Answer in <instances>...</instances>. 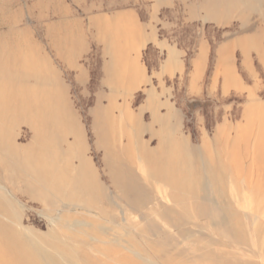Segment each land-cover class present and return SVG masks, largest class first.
Returning a JSON list of instances; mask_svg holds the SVG:
<instances>
[{"label": "rangeland", "instance_id": "obj_1", "mask_svg": "<svg viewBox=\"0 0 264 264\" xmlns=\"http://www.w3.org/2000/svg\"><path fill=\"white\" fill-rule=\"evenodd\" d=\"M127 8L139 12L161 44V50L148 49L149 83L133 96L111 93L103 83L99 45L83 59L91 73L85 82L58 57L61 37L52 41L46 33L48 25L67 21L72 11L87 17ZM263 32L264 0H0V39H5L0 74L10 76L0 75V89L21 86L31 91L24 96L35 95L39 103L51 98L52 107L63 110L68 128L63 149L72 152L69 175L89 162L108 198L90 193L83 201L62 199L52 206L39 195L30 199L26 182L7 179L3 189L0 180L1 192L10 199L18 193L22 201L15 200L22 225L41 235L62 233L69 251L80 249L75 254L79 264H84L83 251L94 252L96 245L126 252L138 264H263L264 57L243 50L242 44L219 55V46L229 39H248L247 46L255 48ZM203 41L211 48L197 70L194 62ZM13 54L19 55L12 60ZM30 56L39 66L50 60L63 73L57 91H46L52 89L46 77L21 68ZM18 95L1 98L11 105L1 110L11 114L0 129L4 147L15 131L18 146L32 142L26 124L16 128ZM122 170L129 179L143 178L146 212L134 209L142 204L132 188L114 183L113 173ZM142 229L146 239L136 235ZM130 235L144 254L125 249ZM96 255L117 262L104 249Z\"/></svg>", "mask_w": 264, "mask_h": 264}, {"label": "bare ground", "instance_id": "obj_2", "mask_svg": "<svg viewBox=\"0 0 264 264\" xmlns=\"http://www.w3.org/2000/svg\"><path fill=\"white\" fill-rule=\"evenodd\" d=\"M25 93L23 94L19 92V97H17L15 100L16 102L13 99V101L15 102L13 104H16V107L21 109L19 110L21 111L20 113L17 111L19 115L16 116V128H19L21 124H26L33 134L31 140L32 142L27 147L18 146V133L15 131V133L10 136L9 139L7 138V144L4 147L0 137V173L2 175L0 180L4 182V186H2L3 189L5 187V189H7V179L10 180L12 178H15L28 184L27 190L30 193V199H35L36 197L34 196L39 195L40 199L43 202L49 203L52 206L57 204V202L62 199H67L72 202L76 200L79 202L83 201V197L90 193H98V199H101L103 201L104 198V200L107 201L108 198L106 197L105 189L99 182L97 171L93 169L89 162L88 167L86 168L85 164L79 165L80 168L78 167L75 175L70 176L68 173L69 168H67L66 165L70 166L71 157L69 152L71 151L68 152V150L65 151L63 149V146L65 144V135L68 131L66 123L67 116L63 112V110L58 106L52 107L50 102L52 101L50 100L51 98H45V100H43L41 104L37 101V96L34 95L33 97H27L24 96ZM2 95L3 94L0 91V129L2 128L3 124L7 123V120L4 121L5 117L10 118L9 116L11 115H5V112L3 114V112L1 111L6 110L9 107L11 108V105L9 103L1 100ZM40 105L42 109L38 110V106ZM24 107L31 109H27L26 111H24L22 109ZM16 128L14 130H17ZM3 136L5 137V135ZM130 150L131 149L129 147L127 148V150H125L128 158L130 159L129 163L130 161H132V157H129L131 152ZM20 156L24 157L21 160H18L20 159L18 158ZM144 159L145 157L141 158V164L139 165L140 169L141 165L144 164ZM129 165L127 164V166ZM118 174L120 175L119 177ZM113 180L115 184H120L122 185V187H126L127 189L132 188L134 190V193H137V195L135 196V200H137V202H140L142 204V207H135L134 209H136V211L142 212V210H144V208L148 206L149 201L147 200L146 191L141 184L143 178L131 176L129 179L128 176L124 175V171L122 170L119 173H113ZM17 195L18 193H15L12 196V199H10L0 191V264H79L81 262V259L75 255L77 252H79L77 250L79 249L77 248L78 246L75 247L76 253L71 252V250L69 251V249H67V247L63 244L64 235L62 233L51 232L47 233L48 235H41L36 231L28 229L22 225V217L20 216L21 209L18 207V204L15 202V200L20 204L22 203V201L19 200L20 198H18ZM52 206H50V208ZM1 217L5 218L7 222L1 221ZM153 228L155 229L156 226ZM143 234L144 230L142 229L138 231V234L136 235L141 237V235ZM133 237L135 236L130 235V239H127V245L125 246V249L128 250L131 254L138 253L139 255H142L144 249L138 247L134 240L136 237ZM142 237L144 238V236ZM51 238L52 240H50ZM106 247L104 248L97 245L93 246V250L95 253L92 251H83L85 255L82 258L83 263L111 264L105 261L103 258L97 257L96 255V251L104 249L105 253L108 256H114L116 258L117 262H114V264H138L133 260L135 259L134 257H127L125 254L126 252L122 254L120 250L111 249V247L109 246Z\"/></svg>", "mask_w": 264, "mask_h": 264}, {"label": "crops", "instance_id": "obj_3", "mask_svg": "<svg viewBox=\"0 0 264 264\" xmlns=\"http://www.w3.org/2000/svg\"><path fill=\"white\" fill-rule=\"evenodd\" d=\"M71 11L69 9V12ZM72 13L73 11L67 21H63L56 26L53 23L52 28L49 25L46 27V33L52 37V41L59 42L61 40L56 52L59 58L67 60V67L71 70L70 72L78 80L82 79L85 82L90 80L89 67L82 62L85 56L92 52L93 46L97 44L103 57V83L108 85L110 92L122 93L125 91V93L132 96L140 92L149 83L150 78L149 69L144 61L145 55L151 46L161 50V44L157 34L143 22L139 12L136 9L127 8L111 13L89 14L87 17H85V14L81 15L78 12ZM219 22V25H222V22ZM30 32L31 37L36 35L32 34L34 31ZM57 36H60L61 39L59 38V40ZM2 39L3 41L0 39V51L5 53V39ZM248 41V39L224 41L219 46V55L223 56L226 51L231 52L237 48V44H242L243 50H255L262 53L264 57V32L261 33L260 42L257 43L255 48L248 47ZM33 42L37 45V38ZM209 48H211V45L208 41L201 42L200 53L194 62L195 69L200 70L202 68ZM16 55L19 54H13L10 59H16ZM28 55H31V51ZM30 58L31 56L29 59L25 58L24 63L27 65L21 66V68H28L27 70H30V73L33 70L34 75H39L43 79L46 77V86L50 85L52 88L46 87V91L52 93L57 91L56 84L63 83V81H59V77H63V73L59 68L50 60H46L45 66H39L36 61L32 62V58ZM6 74L2 73L0 75H3L4 78L9 73ZM49 77H54L56 81H48ZM0 91L3 96H12L18 92L25 93L21 86L18 88L11 86L9 89L2 87ZM28 93H31V91L26 92V94ZM127 98H130V96H127Z\"/></svg>", "mask_w": 264, "mask_h": 264}, {"label": "built area", "instance_id": "obj_4", "mask_svg": "<svg viewBox=\"0 0 264 264\" xmlns=\"http://www.w3.org/2000/svg\"><path fill=\"white\" fill-rule=\"evenodd\" d=\"M264 264V263H263Z\"/></svg>", "mask_w": 264, "mask_h": 264}]
</instances>
